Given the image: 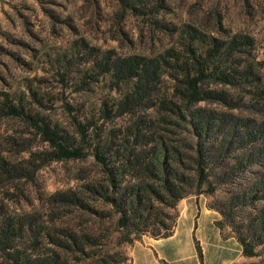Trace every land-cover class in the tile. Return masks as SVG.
Returning a JSON list of instances; mask_svg holds the SVG:
<instances>
[{"label": "trees", "instance_id": "16d2710c", "mask_svg": "<svg viewBox=\"0 0 264 264\" xmlns=\"http://www.w3.org/2000/svg\"><path fill=\"white\" fill-rule=\"evenodd\" d=\"M132 2L123 0L137 10ZM254 47L247 35L218 38L186 26L176 46L152 58L106 52L95 62L96 75H108L113 90H126L112 103L103 101L101 125L73 117V134L21 98L2 100L0 120H21L48 148L20 162L0 157V184L34 182L42 168L67 160L91 157L98 171L79 191L50 198L59 207L56 216L0 211V264H132L123 246L145 236L172 237L183 200L213 196L254 168L259 170L248 186L209 208L221 216L216 226L222 237H234L248 261L258 257L257 249L264 250V206L258 207L264 203V119H240L209 107L264 113ZM231 90L250 102L234 99ZM42 103L34 94L33 104ZM126 117L123 128L105 129ZM246 209L256 212L236 222V212ZM114 239L115 252L102 256ZM196 248L202 259L198 242Z\"/></svg>", "mask_w": 264, "mask_h": 264}, {"label": "rangeland", "instance_id": "374dc122", "mask_svg": "<svg viewBox=\"0 0 264 264\" xmlns=\"http://www.w3.org/2000/svg\"><path fill=\"white\" fill-rule=\"evenodd\" d=\"M130 1L137 10L125 6L123 0H0V102L5 98L17 102L21 98L26 106L71 134L73 117L81 121L94 118L101 125L103 101L120 99L126 87L113 90L108 75H96V60L106 52L116 57H155L176 46L179 32L186 26L218 38L251 37L255 43L251 60L264 89V0ZM34 94L42 105L33 104ZM231 94L243 103L250 102V97L240 91L231 90ZM209 107L240 119H264V113H251L245 107L240 111L216 104ZM129 121L130 117L121 118L106 123L105 129L123 128ZM47 148L21 120H0V157L20 162L29 158L30 152ZM258 170L254 168L235 185L224 186L213 196L204 195L203 200L214 207L224 204L248 186ZM97 171L91 157L52 162L38 172L34 182L0 184V211L12 215L32 213L44 219L56 216L59 207L50 198L57 193L79 191ZM262 206L264 203L258 205ZM254 212L255 209L236 212L235 220L247 221ZM225 233H230L229 227ZM184 240L187 264H198L192 242ZM114 241L102 256L108 250L115 252ZM132 247L122 248L129 259ZM257 251L259 256L248 264H264V250L260 247Z\"/></svg>", "mask_w": 264, "mask_h": 264}, {"label": "crops", "instance_id": "0c3cea01", "mask_svg": "<svg viewBox=\"0 0 264 264\" xmlns=\"http://www.w3.org/2000/svg\"><path fill=\"white\" fill-rule=\"evenodd\" d=\"M204 196L189 197L179 204V219L175 233L167 239L145 236L131 250L132 264H187L183 255L184 239L192 242L198 264H247L241 245L234 237L224 239L216 222L221 219L211 210ZM196 242L201 246L200 259Z\"/></svg>", "mask_w": 264, "mask_h": 264}]
</instances>
